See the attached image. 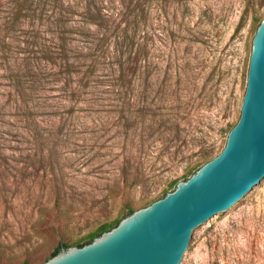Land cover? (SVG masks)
<instances>
[{
  "label": "rangeland",
  "instance_id": "obj_1",
  "mask_svg": "<svg viewBox=\"0 0 264 264\" xmlns=\"http://www.w3.org/2000/svg\"><path fill=\"white\" fill-rule=\"evenodd\" d=\"M11 2L0 0L4 28ZM94 3L121 20V0ZM135 13L136 45L123 67L107 65L78 100H65L62 82L41 80L34 104L56 108L38 118L25 115L0 62V264H44L64 235L85 236L150 205L225 148L264 0H143ZM0 37L27 54L51 39L47 26L28 23ZM116 48L112 41L107 62ZM185 264H264V189L212 222Z\"/></svg>",
  "mask_w": 264,
  "mask_h": 264
},
{
  "label": "water",
  "instance_id": "obj_2",
  "mask_svg": "<svg viewBox=\"0 0 264 264\" xmlns=\"http://www.w3.org/2000/svg\"><path fill=\"white\" fill-rule=\"evenodd\" d=\"M264 189V19L253 39L241 117L223 151L173 192L82 248L44 264H185L196 238Z\"/></svg>",
  "mask_w": 264,
  "mask_h": 264
},
{
  "label": "trees",
  "instance_id": "obj_3",
  "mask_svg": "<svg viewBox=\"0 0 264 264\" xmlns=\"http://www.w3.org/2000/svg\"><path fill=\"white\" fill-rule=\"evenodd\" d=\"M54 1L59 5L58 12H55L54 8L49 9L53 5L50 4L52 0H12L9 16L6 17L10 21L4 25L5 28L0 25V35L4 30L17 33L26 23L33 27L47 26L51 35L49 45L37 42L36 45L40 46L38 50H32L28 54L26 48H21V44L15 46L0 37V62L4 63L7 70L12 71L16 91L22 98L24 113L29 119L38 118L40 109L44 111L43 113H47L46 111L56 108V105L52 104H34L35 100H39V97H36V90L41 80L50 78L52 82H62L63 85L58 90L66 95L65 100L81 99L84 96L82 91L93 85L95 78L107 65L123 67L120 57L125 50H134L136 45L129 32L130 28L137 24L135 12L143 0H121L123 11L118 15L121 16L118 23L113 15L103 13L94 3L95 0H87L84 6L72 5L69 0ZM262 20H259L260 23ZM122 21L125 26L122 25ZM119 37L122 38L121 42ZM112 41H115L116 51L119 54L115 56L114 62H107L109 59L107 52ZM20 51L23 58L17 55ZM31 56L37 57L35 58L37 63L30 58ZM27 84L30 85L28 89H26ZM205 163L198 165L196 171ZM193 174V171L190 172L185 180ZM177 183L173 184L174 188ZM167 193L169 192H165L162 198ZM135 211L137 209L129 207V212L124 218ZM124 218L104 224L82 237L64 235L43 263L55 257L63 249L82 248L91 244L96 238L117 227ZM23 264H31V262L26 260Z\"/></svg>",
  "mask_w": 264,
  "mask_h": 264
}]
</instances>
